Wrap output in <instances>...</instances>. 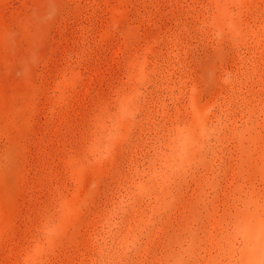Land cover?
<instances>
[{
	"label": "rangeland",
	"instance_id": "obj_1",
	"mask_svg": "<svg viewBox=\"0 0 264 264\" xmlns=\"http://www.w3.org/2000/svg\"><path fill=\"white\" fill-rule=\"evenodd\" d=\"M264 0H0V264H259Z\"/></svg>",
	"mask_w": 264,
	"mask_h": 264
},
{
	"label": "clouds",
	"instance_id": "obj_2",
	"mask_svg": "<svg viewBox=\"0 0 264 264\" xmlns=\"http://www.w3.org/2000/svg\"><path fill=\"white\" fill-rule=\"evenodd\" d=\"M259 264H264V258L260 260Z\"/></svg>",
	"mask_w": 264,
	"mask_h": 264
},
{
	"label": "snow or ice",
	"instance_id": "obj_3",
	"mask_svg": "<svg viewBox=\"0 0 264 264\" xmlns=\"http://www.w3.org/2000/svg\"><path fill=\"white\" fill-rule=\"evenodd\" d=\"M49 264H57L56 261H49Z\"/></svg>",
	"mask_w": 264,
	"mask_h": 264
}]
</instances>
